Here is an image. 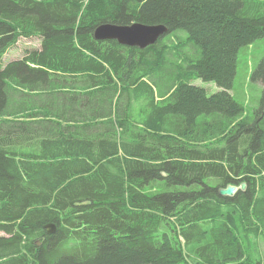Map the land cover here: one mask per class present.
Returning <instances> with one entry per match:
<instances>
[{"label":"trees","instance_id":"obj_1","mask_svg":"<svg viewBox=\"0 0 264 264\" xmlns=\"http://www.w3.org/2000/svg\"><path fill=\"white\" fill-rule=\"evenodd\" d=\"M135 22L168 32L92 36ZM262 38L264 0H0V264H260L264 60L252 115L230 91Z\"/></svg>","mask_w":264,"mask_h":264},{"label":"rangeland","instance_id":"obj_2","mask_svg":"<svg viewBox=\"0 0 264 264\" xmlns=\"http://www.w3.org/2000/svg\"><path fill=\"white\" fill-rule=\"evenodd\" d=\"M180 37H185L186 32H176ZM176 34L171 35L176 38ZM165 42L169 41V36L164 38ZM40 47L39 38H20L19 41L11 47L2 58L3 65L8 62L22 58L27 51ZM264 60V38L257 40L249 47L242 48L237 58V69L230 94L243 104L251 113L258 105L261 97L262 87L259 83H253L250 80L252 71ZM192 84L202 87L207 95H212L220 89L214 82H204L201 79H194ZM260 239V240H259ZM256 240L255 245L251 248V254L260 264H264V237Z\"/></svg>","mask_w":264,"mask_h":264},{"label":"water","instance_id":"obj_3","mask_svg":"<svg viewBox=\"0 0 264 264\" xmlns=\"http://www.w3.org/2000/svg\"><path fill=\"white\" fill-rule=\"evenodd\" d=\"M168 29L165 25H147L135 22L129 25H118L114 23H102L93 30V38L96 41H115L121 46L137 49H145L155 44L162 38ZM246 183L240 185L228 184L224 188H219L218 194L222 197H232L237 191H245ZM46 233L52 235L56 228L53 224L44 226Z\"/></svg>","mask_w":264,"mask_h":264}]
</instances>
